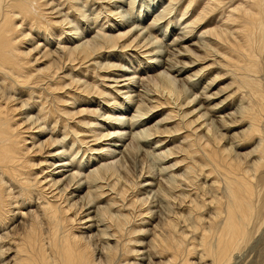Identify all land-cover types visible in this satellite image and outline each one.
<instances>
[{"label":"bare ground","instance_id":"obj_1","mask_svg":"<svg viewBox=\"0 0 264 264\" xmlns=\"http://www.w3.org/2000/svg\"><path fill=\"white\" fill-rule=\"evenodd\" d=\"M164 1L166 9H182L181 18L192 13L183 19L190 29L172 40L179 48L165 55L149 47L153 28L139 21L144 13L135 22L126 13H134L136 0L102 1L108 14L103 5L87 14L97 0H0V264H197L191 261L197 249L201 264H228L248 238L264 140L246 153L253 160L233 148L260 134L261 111L253 104L262 91L254 35L264 26V1ZM219 6L225 10L220 7L223 15L212 26L209 15ZM196 29L200 35L193 37ZM134 47L154 72L175 67V52L190 57L180 61V70L193 73L179 80H192V94H172L164 69L145 77L156 94L143 91L128 67L112 62L118 49ZM207 59V67L193 69ZM217 62L230 71H211ZM193 76L205 79L202 91ZM228 77L233 83L227 91L218 89L221 101L207 102V78L211 85ZM235 99L250 102L237 109L231 106ZM155 108L169 112L146 128L142 121L156 119ZM171 119L175 124L167 126ZM179 134L183 141L163 153L147 146L152 135L161 146ZM139 150L154 154L159 165H142L138 176L127 177L125 164ZM176 165L183 170L179 176ZM214 174L223 181L211 179ZM192 185L201 192L187 193Z\"/></svg>","mask_w":264,"mask_h":264},{"label":"rangeland","instance_id":"obj_2","mask_svg":"<svg viewBox=\"0 0 264 264\" xmlns=\"http://www.w3.org/2000/svg\"><path fill=\"white\" fill-rule=\"evenodd\" d=\"M102 1H104V0H97V3L94 5V6H92L88 11H87V14H89V13H92V12H94L95 10H97V8H99V5H103V7H105L104 8V10H106L107 12H106V14H108V10H107V8H106V4L107 3H105V2H102ZM201 1H203V0H201ZM204 1H209V0H204ZM225 1V0H224ZM264 1V0H263ZM214 2V0L212 1V0H210L209 1V3L211 4V3H213ZM225 2H227V1H225ZM166 3H168V1H164V0H136V4H135V11H134V13L133 14H131L132 12L130 11L129 12V10H126V13H128V15H131V18H132V21H134V20H137L138 18V16H139V14H145V17H144V14H143V16H142V18H145V19H143L142 20V18H141V20H139V21H142V25H151V27L153 28V29H148V34H147V36L149 37L148 39L150 40V46L149 47H152V46H156V51H160L159 53H161V51H163V54H164V51H166V50H174V49H177V48H179V45L177 44H174V42L172 43V40L174 39V38H176V37H182L183 36V34L184 33H187V32H185V29H187L188 28V30L190 29V27H185V25H186V23L184 22V18L186 17V16H189V14H187V15H185V17L184 18H181L180 17V13H181V10H177L178 8L176 7V10L175 9H172L171 10V8L169 9V7H168V9H166V7H167V4ZM138 4H139V6H138ZM152 5V6H151ZM164 5H166V6H164ZM198 6V5H197ZM138 7V8H137ZM141 7V8H140ZM221 6H219V7H217V9H219V11H216L215 13V15H213V16H211V15H209V19L212 21V19H213V21H212V23H210L212 26H215V25H217V20L218 21H220L219 20V18H221V16L223 15V11L221 10V8H220ZM89 8V7H88ZM128 9L129 8V6L127 7H124V9ZM175 8V7H174ZM120 9H122V8H120ZM119 9V10H120ZM140 9H141V11H140ZM148 9H150L149 10V12H148ZM222 9H224L225 10V7H223ZM167 13H166V12ZM141 12H143V13H141ZM146 12V13H145ZM192 12V11H191ZM49 13H50V10H49ZM130 13V14H129ZM136 13V17L134 16V14ZM152 13V14H151ZM161 13H163L162 15H161ZM105 14V13H104ZM103 14V15H104ZM105 14V15H106ZM148 14V15H147ZM192 14V13H191ZM191 14H190V16H191ZM103 15H101V17H100V19L102 18V16ZM123 15H124V13H123ZM156 16V18H158L159 17V20L157 19L156 20V18L154 17V16ZM161 15V16H160ZM220 15V17H218ZM91 17H94V16H92V15H90ZM133 16H134V19H133ZM163 16V17H162ZM165 16V17H164ZM112 17L113 16H111V18H109V20L107 21V23H106V26L104 27V30H105V32L106 33H108V34H111L112 33V31L110 30V29H112L111 27H109L112 23H113V21H111V19H112ZM141 17V16H140ZM70 18H72V19H74V21H73V23L74 22H76V20H77V18L75 19L74 17H71L70 16ZM115 18V17H114ZM212 18V19H211ZM264 17H262L260 20H263L264 21V19H263ZM182 19V20H181ZM146 20V21H145ZM155 20L156 22L158 21V23H156V25L153 23V21ZM174 20V21H173ZM178 20H180V21H178ZM216 20V21H215ZM103 21H105V19H103ZM151 21H152V23H151ZM160 21V22H159ZM165 21H166V24H167V22H168V24L167 25H165ZM171 21H173V22H171ZM178 21V22H177ZM263 21H261V22H263ZM135 22V21H134ZM244 23V22H243ZM264 23V22H263ZM135 24H139V23H135ZM180 24H182V25H180ZM141 25V26H142ZM153 25V26H152ZM163 25H164V27H163ZM238 25H241V24H238ZM93 26H95V25H93ZM159 26V27H158ZM166 26V27H165ZM262 26L263 25H261V28L259 29L260 31H256V33H255V38H254V40H255V42H254V47H255V53H256V59H257V62L259 63V65H258V67H260L259 69L261 70H259L260 72H258L257 73V75H256V77L258 78V80L259 81H261V82H259L260 83V89L262 90L261 91V99H259V100H257V101H255V103H253L254 105H256V106H259V109H260V111H261V113L260 112H258L259 114H258V116L260 117L259 118V130H260V134L258 133V134H256L255 135V137L252 139V140H250L251 141V143L250 144H248V145H245V146H235L233 149H234V151H236V152H238V153H244L245 155H246V153H249L253 148H254V146H256L258 143H259V140H261L260 138H262L263 140H264V26H263V28H262ZM176 27V28H175ZM185 27V28H184ZM85 28H87L86 30H88L89 29V27H87V26H85ZM157 28V29H156ZM177 28H179V29H177ZM181 28L183 29V30H181ZM196 28H199L200 29V26L199 27H196ZM82 29V28H81ZM80 29V30H81ZM91 29H93V28H91ZM163 29H165V32L167 31L168 33H163L164 31H163ZM167 29V30H166ZM199 29H196V30H194V34L192 35L193 37H195L196 35H200V33H197V31L199 30ZM196 31V32H195ZM150 32V33H149ZM172 33V34H171ZM183 33V34H182ZM93 35H95V33L93 34ZM163 35H166L165 37L163 36ZM180 35V36H179ZM182 35V36H181ZM261 37V38H260ZM182 39H184V38H182ZM199 39V36H198V38L196 39V38H193L192 40L193 41H190L191 43H193V42H196L197 40ZM258 39V40H257ZM261 39V40H260ZM155 41H156V43H155ZM42 42H44L43 41V39H42ZM187 42V41H186ZM61 43H63V40H62V42ZM151 43H152V46H151ZM170 43V44H169ZM190 43V44H191ZM167 44V45H166ZM168 44H169V46H168ZM183 44H185V45H189V43L187 42V43H183ZM255 44H257V45H255ZM61 45H63V44H61ZM172 45H175V47L173 46L172 47ZM166 46V47H165ZM167 47L169 48V49H167ZM177 47V48H176ZM196 47V46H195ZM161 48V49H160ZM129 50H122V49H118L119 51H122V52H114L113 54V57L115 56V58H112V62H114V63H116L117 65L118 64H122V65H124V66H126V67H128V69H130L131 71H132V73L130 74V75H132L133 77H136V80H137V82L139 81V84L138 85H141V89L143 90V91H145V92H148L150 95H152V96H154V94H156V91H155V89L153 88V86H152V83H150V82H146V78H148V76L149 77H152L153 75H155L157 72H159V71H162V73H163V71L165 70V74L167 75V73L169 74V75H167L168 76V81H169V84L171 85H173V86H171L172 87V89H173V93L172 94H174V93H176V94H180L181 96H182V98H187V96H189L188 94H192V87H191V84L190 83H192V80L191 79H188V82L186 81V84H183L180 80H179V78H185L186 80H187V77H188V75H189V73L191 72V73H193V70L192 71H190L189 70V72H187L186 74H182V72H181V70L180 69H184V67L183 66H181L182 64H183V62H185V61H189V58L190 57H185L184 55H182V54H180V53H178V52H175L178 56H173V58H175L174 60H172V61H174L175 63V67H173L171 70H166L165 68H163V67H160L161 66V64H162V62H160L159 64H158V67H160L159 69L160 70H158L157 72H154V71H152L151 69H150V65H149V63L147 62L148 60H146V59H144V60H141V57L139 58V57H137V52H140V48H128ZM133 49H136V51H133ZM145 48H143V50H144ZM197 50V48L196 49H193V52H195V53H199V55H204L203 54V50H198V51H196ZM184 52V51H183ZM128 53H130V55L128 54ZM132 54V55H131ZM165 55V54H164ZM144 56V55H143ZM257 56H258V58H257ZM167 56H165V58H166ZM127 58V59H126ZM143 58V57H142ZM159 59V58H158ZM177 60V61H176ZM184 60V61H183ZM208 60V59H207ZM207 60H204V62L206 63H204L203 61H202V63H200L199 65H197V66H193V69L194 70H197L198 68H200V66H206L207 67V65H209L210 64V60H208V62H207ZM141 61H143L142 63H141ZM155 61V60H154ZM182 62V64H181V62ZM176 62H178V64L176 63ZM89 64V63H88ZM180 65V66H179ZM217 65V66H216ZM214 66H216V67H214ZM214 66H211V67H214L211 71H213V70H218V71H220V72H227V71H230V69L229 70H227L228 68H221V67H219L218 66V62L214 65ZM178 67V68H177ZM77 68H79V66L77 67ZM176 68V69H175ZM137 69V70H136ZM164 69V70H163ZM140 70V71H139ZM102 72L101 73H105L106 74V72H104V70H101ZM112 71H114V70H112ZM134 71V72H133ZM180 71V72H179ZM109 73H110V71H108ZM108 72H107V74H108ZM141 72V73H140ZM178 72H179V74H178ZM212 73V72H211ZM210 73V74H211ZM214 73V75H215V73L216 72H213ZM180 74H182V75H180ZM209 74V76L211 77L212 76V74L210 75ZM259 74V75H258ZM82 75H83V73H82ZM87 75H89V74H84L83 76L84 77H87ZM178 75V76H177ZM89 77V76H88ZM146 77V78H145ZM170 77V78H169ZM259 77H260V79H259ZM107 78L108 77H106L105 79H104V82H105V84H107V85H109V82H111V81H106L107 80ZM231 77H228V78H225V79H222L221 81H219V82H217L218 80H214L212 83H211V85L209 84V83H207V82H209V78H207V82H206V86L209 88V93H208V95H210V97L211 98H209L208 100H207V102H213L212 104H215V103H219L218 101L220 100L221 101V99L223 98L222 96H221V94H222V92L221 91H219L218 89L220 88V89H222V90H225V91H227L228 89H226L225 87H227V84L231 81L232 83H233V81L230 79ZM145 79V80H144ZM192 79H196L197 80V82H196V86L198 87V88H201V89H199L198 91H202V88L205 86V84H204V86H203V83H204V80L203 79H201L199 76H196V77H194L193 76V78ZM144 80V82H142ZM171 80H172V82H171ZM219 83V84H218ZM122 84V83H121ZM175 84V85H174ZM178 88H179V90H178ZM187 88V89H186ZM223 88H225V89H223ZM183 89V90H182ZM186 92H185V91ZM124 91H125V89H124ZM184 91V92H183ZM208 91V90H207ZM130 93V92H129ZM185 93V94H184ZM198 93H200V92H198ZM122 94V93H121ZM130 94H132V95H134L135 94V92L134 93H130ZM201 95H202V93H200ZM128 95L129 94H127L126 96L125 95H123L124 97H128ZM183 95H185L184 97H183ZM228 95V94H227ZM238 95V94H237ZM236 95V96H237ZM156 96V95H155ZM174 96V95H173ZM203 96V95H202ZM118 97V96H117ZM164 97V96H163ZM224 97H225V95H224ZM247 99H248V97H246ZM136 99V98H135ZM236 99H237V97H236ZM236 99H235V101H233V104L231 105V106H234V107H236L237 109H239V108H242L240 105H247L248 103L246 102L247 101V99H246V101H241V103H240V101L238 100L237 101V104H236ZM250 100H255L254 99V97H252V99H251V97L249 98ZM201 101L202 102H206L205 101V99H201ZM125 102H127V99H125ZM238 103L240 104L239 106H238ZM244 103V104H243ZM78 105V104H77ZM85 104H82V106H84ZM237 105V106H236ZM81 106V104L79 105V107ZM86 106V105H85ZM148 107L149 106V104L148 103H144V104H142V107ZM75 107H77V106H75ZM130 107H131V105H130ZM136 107V108H135ZM133 106V110L131 111V114H133V113H135V110H137V105L136 106ZM146 107V108H147ZM164 107H167V105L166 106H164ZM169 107V106H168ZM170 108V107H169ZM169 108H162L161 110H157V109H160V108H155L154 109V111H156V112H154L155 113V118L156 119H152L151 118V120H147V121H142V122H144V123H146L144 126L147 128L148 126L150 127V126H155L156 124H157V121L158 120H160V119H162L163 117H165L166 115H167V113L169 112ZM233 108V107H232ZM186 109H188V108H186ZM229 111H230V109H228ZM228 110H226V112H229ZM234 110V109H233ZM153 113V111H149L148 112V114H147V117H150L151 116V114ZM118 114V113H117ZM220 115V113H216V114H214V115H216V116H213V117H218L219 115ZM224 113H221V115H223ZM210 115H211V113H210ZM213 115V114H212ZM123 116H127V115H123ZM129 116V115H128ZM144 117H146V116H144ZM220 118V117H219ZM218 118V119H219ZM169 121H171V122H169V123H167V126L169 125V126H172V125H174L175 123H174V121H173V119H171V120H169ZM228 122H230V121H228ZM137 123H140V121L138 122L137 121ZM143 123V124H144ZM144 126H142L139 130H141V129H144ZM159 126L157 125L156 126V128H158ZM145 128V129H146ZM159 128H162V126H160ZM246 128V126L244 125V126H242V128H239V129H237V131H240V130H242V129H245ZM232 129V128H231ZM183 131H184V134H186L185 133V129H183ZM223 132H225V131H223ZM234 132V131H233ZM175 134V133H174ZM238 135H240L239 133H238ZM181 136H184V135H176L175 136V138L176 139H172V141H169V142H167V144L165 143V144H162L161 146H158L157 144H155L154 145V137H155V135H152V136H150V138H151V140H150V138L146 141L147 142V144H149V145H147V146H151V147H155V146H157V153H163L164 151H167V149H169L170 147H176V145H178L181 141H183L182 139L183 138H181ZM159 138H162V137H159ZM158 138V139H159ZM170 135L168 136V137H166V140L165 141H168V140H170ZM230 140H232V139H230ZM262 141V140H261ZM151 142V143H150ZM104 143H106V141L104 142ZM135 142H133V144H134ZM153 143V144H152ZM225 142H224V140L221 142V145L222 144H224ZM227 143V142H226ZM225 143V144H226ZM169 144V145H168ZM160 145V144H159ZM236 148V149H235ZM259 151V150H258ZM81 153V152H80ZM148 154L149 155H142L141 154V151L139 150L137 153H135V157H133V162H129L128 164H125V167H126V170H124L125 172H127V177L129 176V177H132V175H133V173L135 172V175L136 176H138L139 175V172L141 171V169L143 168V166L142 165H145L144 167H146V166H148V165H151L152 166V164L154 165V166H152V168L154 169L155 168V166L156 165H159L158 164V162H159V160L158 159H156V157L154 156V154H152L151 152L149 153L148 152ZM258 154H259V152H258ZM261 155L262 156H264V153H261ZM41 156H43L42 154H41ZM177 156H179V155H177V153H175L174 155H172L171 157H174V158H170V160H168L169 158H166L165 160V164H164V166H168V165H170V164H172L173 162H174V160L173 159H176L177 158ZM247 156V158L248 157H250V158H252V156H250V155H246ZM252 160H253V158H252ZM179 165H181V164H179ZM211 165H213V166H215V164L214 163H210V165L209 166H211ZM178 166L176 165V167H173V168H177ZM156 168H157V166H156ZM172 168V169H173ZM174 169V170H175ZM182 169V167H180V168H177L176 170H175V172H177V175L179 176L181 173H183L182 171L183 170H181ZM129 173V174H128ZM257 174L255 175V179H254V187H253V189H254V194L255 195H253V199H252V203H254V205H255V212H254V215H253V217H252V221H251V224H250V226H249V231H248V238L247 239H245L244 240V242H243V244L239 247V249L236 251V253H234L233 254V257L230 259V261L228 262V264H264V167H262V169H260L258 172H256ZM131 175V176H130ZM213 176V177H212ZM210 178L211 179H217V180H220L221 182L223 181V175H218V174H214V175H212ZM218 176V177H217ZM135 177V176H134ZM209 178V179H210ZM183 186H181V188H182ZM192 187H193V185L191 186V187H189L188 189V191H186L187 193H189V194H191V195H193L194 194V192L195 191H197L195 194H197L198 192H201L200 190H197V186L195 185L194 186V190L192 189ZM196 187V188H195ZM184 188V187H183ZM218 188H220L219 186H218ZM192 191V192H191ZM196 212H198L197 214H200L199 213V211H196ZM207 213V212H206ZM206 213H204L203 215L205 216L206 215ZM198 236V235H197ZM198 251H197V255H196V252H194L193 251V254H192V258H194V259H190V256H189V260H191V261H195V260H197L195 263H197V264H201V262L200 261H198L199 259H200V254H199V252H200V250L199 249H197ZM195 255V256H194ZM198 256H199V259H197L198 258ZM193 261V262H194ZM205 262L206 263H210L209 262V259H207V261L205 260Z\"/></svg>","mask_w":264,"mask_h":264}]
</instances>
